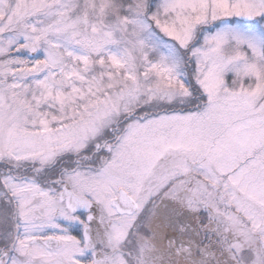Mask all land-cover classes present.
Returning <instances> with one entry per match:
<instances>
[{
    "label": "snow or ice",
    "instance_id": "snow-or-ice-1",
    "mask_svg": "<svg viewBox=\"0 0 264 264\" xmlns=\"http://www.w3.org/2000/svg\"><path fill=\"white\" fill-rule=\"evenodd\" d=\"M0 264H264V0H0Z\"/></svg>",
    "mask_w": 264,
    "mask_h": 264
}]
</instances>
